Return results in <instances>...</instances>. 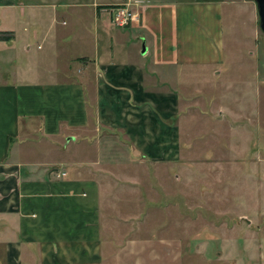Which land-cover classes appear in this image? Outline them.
<instances>
[{"label":"crops","instance_id":"0c3cea01","mask_svg":"<svg viewBox=\"0 0 264 264\" xmlns=\"http://www.w3.org/2000/svg\"><path fill=\"white\" fill-rule=\"evenodd\" d=\"M123 2L0 0V65L14 64L18 40L78 51L64 77L0 72V264H181L179 235L155 234L167 212L162 169L184 153L181 106L215 91L224 119L242 122L246 90L258 98L264 86V32L255 0H142L140 20L122 27ZM252 200L247 227H236L240 254L220 239L219 264H264V194ZM185 240L193 253L194 235Z\"/></svg>","mask_w":264,"mask_h":264},{"label":"rangeland","instance_id":"374dc122","mask_svg":"<svg viewBox=\"0 0 264 264\" xmlns=\"http://www.w3.org/2000/svg\"><path fill=\"white\" fill-rule=\"evenodd\" d=\"M55 29L51 27L50 33L53 34ZM41 39L14 42V64L0 65L6 81L36 75L37 72L43 78L66 76L70 69L66 62L78 53L77 42L56 41L51 37L44 41ZM251 46V41L243 43V50H246L244 76L251 74ZM78 61L73 65L76 70L79 69ZM259 77L263 78L264 74H259ZM258 92V98L255 89L249 88L243 95V103L237 107L243 114L242 122L224 119L223 107L215 91L205 97L206 105L190 107L183 102L181 106L184 153L177 167L162 169L164 184L157 187V193L164 197L160 204L167 212L158 218L160 226L155 233L167 243L179 235L178 260L181 264H219L214 260L220 258L216 254L220 239L223 245L228 243L231 255L240 254L235 243L246 233L236 232V227H247L253 206H257L256 209L259 206L252 200L253 196L264 194V86L259 87ZM230 108L234 110L235 106ZM189 126L196 129L192 138ZM154 172V167L145 170L150 181H155L151 176ZM151 192L155 193L153 185L148 193ZM261 204L263 208L264 202ZM170 209L178 210L179 217L168 213ZM224 211L229 217L219 215ZM237 216L244 217L240 219ZM191 235L196 241L193 253L185 244V237Z\"/></svg>","mask_w":264,"mask_h":264},{"label":"built area","instance_id":"2783aa9c","mask_svg":"<svg viewBox=\"0 0 264 264\" xmlns=\"http://www.w3.org/2000/svg\"><path fill=\"white\" fill-rule=\"evenodd\" d=\"M140 1L142 0H124L122 6L116 9L115 24L124 27L133 21H139L141 12L135 4Z\"/></svg>","mask_w":264,"mask_h":264},{"label":"water","instance_id":"95a60500","mask_svg":"<svg viewBox=\"0 0 264 264\" xmlns=\"http://www.w3.org/2000/svg\"><path fill=\"white\" fill-rule=\"evenodd\" d=\"M257 3L258 14L260 18V28L264 32V0H255ZM146 51L144 48L143 52Z\"/></svg>","mask_w":264,"mask_h":264},{"label":"trees","instance_id":"16d2710c","mask_svg":"<svg viewBox=\"0 0 264 264\" xmlns=\"http://www.w3.org/2000/svg\"><path fill=\"white\" fill-rule=\"evenodd\" d=\"M1 38H2V39H5V38H7V37H5V36H4V33H2Z\"/></svg>","mask_w":264,"mask_h":264}]
</instances>
